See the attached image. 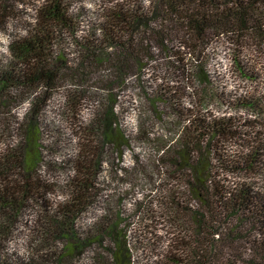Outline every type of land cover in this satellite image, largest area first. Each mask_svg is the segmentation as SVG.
<instances>
[{
    "label": "trees",
    "instance_id": "16d2710c",
    "mask_svg": "<svg viewBox=\"0 0 264 264\" xmlns=\"http://www.w3.org/2000/svg\"><path fill=\"white\" fill-rule=\"evenodd\" d=\"M89 1L0 0V129L17 131L0 151V264L87 254L92 264H264V69L246 60L250 47L264 54V0ZM25 5L32 20L13 31ZM223 38L238 74L261 79L257 94H235L209 65ZM129 84L141 107L130 131L120 109ZM62 89L66 138L45 118ZM135 139L147 150L135 152ZM129 147L130 167H119ZM107 164L130 188L111 199ZM145 183L147 194L129 196ZM22 221L39 235L26 253L10 243ZM163 223L171 238L157 233Z\"/></svg>",
    "mask_w": 264,
    "mask_h": 264
},
{
    "label": "rangeland",
    "instance_id": "374dc122",
    "mask_svg": "<svg viewBox=\"0 0 264 264\" xmlns=\"http://www.w3.org/2000/svg\"><path fill=\"white\" fill-rule=\"evenodd\" d=\"M26 1H30L32 3H36L39 0H26ZM87 7L88 8H92L95 6V4H93V1H89V0H85ZM22 10H24V14L20 15V20H18L17 22H15L16 25V29L13 28V31H18V32H23V25H25L28 21L32 20V9L30 8V6L25 5L23 7H21ZM6 43H7V37L5 34L0 32V53L5 52L6 49ZM231 46V43L228 42V39L223 38L220 39V41L215 44V49L211 50L209 52V65L213 68V65H215L217 68V73L219 74V78L221 79V81L223 83H225L227 85V87L231 90L234 91L235 94H257L258 91L261 88V79H256V80H250L247 78H243L241 77L236 69V65L233 61V49ZM156 56L160 57L161 55H163L164 53L162 52H158L155 51ZM246 60L248 62V65L252 66V69L255 70L256 72H262L264 69V54L261 52L260 50H258L257 46H253L250 47L249 50L247 51V57ZM160 62L163 63V65H166V60L165 58H161ZM156 63L154 61L150 62V65H155ZM150 66V67H151ZM152 69V68H151ZM159 74V73H158ZM164 74V73H162ZM148 77H155L158 78V75L152 74V72L148 71L147 74ZM121 107L120 109L123 112V119H122V123L123 126H125L127 128L128 131L133 130V128L136 125L137 122V116H138V110L141 111V107L140 106V98L137 95V90L134 88L133 84H129L127 86V88L122 89L121 91ZM84 106L82 105V109L80 111V114L82 116V118L86 119L89 117V113L91 112V108L88 102H84L83 103ZM28 106L27 103L22 104L20 106H18V108H15L13 111L16 113L17 116L21 117L22 113L25 111L26 107ZM68 107L66 106L65 102L63 101V89L60 90L57 94H55L53 96V98L50 100V102L48 103V106L46 107L45 110V118L46 120H53L55 121V123L58 125V128L60 130V133H62L64 135V137L66 138L67 136L71 137L74 136L72 131L69 129L68 126V117L70 116V113H68ZM216 113L218 114H226V113H230L228 112L226 109H217L215 110ZM15 120V119H14ZM17 133V131H13L11 134H7V133H3L2 130L0 129V151L6 146V143L4 142L3 138H6V135H10L9 137H13V135H15ZM5 134V137L4 135ZM50 134H52V131L50 132ZM8 139V138H7ZM74 142V141H73ZM50 144V143H48ZM132 146L134 148L135 152H138L140 149H142L144 147V149L147 150V144L143 143L141 141H137L136 139L133 140L132 142ZM130 148H126L123 158L121 161V163H119V167L120 166H124V167H130ZM119 167L116 166V168H112L109 166V164H107L106 166H104V173L106 172V174L109 176L110 180V185H109V190L105 191L104 196L106 198L111 199L112 196H110L111 192L113 193L115 190L117 189H124L128 183H125V187H121L119 188V185H121V183H117V176L120 175L121 173L118 171L115 172L114 170L119 169ZM61 170V169H60ZM60 170H52V173H54V175H56L58 178H60L59 180L61 181L62 175L64 174L63 171ZM65 175V174H64ZM235 179V178H233ZM237 179V178H236ZM62 182V181H61ZM108 185V184H107ZM124 185V184H123ZM151 185L149 184H142L139 185L138 187L132 189L134 190V193H130V195H132V198H137L139 199V196L143 193V194H147L148 193V189H151ZM127 190H130V188L126 187ZM59 195L62 196V193H59ZM150 197V196H148ZM140 199H142L140 197ZM127 202H130V198L126 199ZM109 203H113L112 201H110ZM144 203V202H143ZM95 207V206H94ZM92 207V209L90 210V212L88 213V218L89 222L93 221V216H96L98 214V209ZM126 207V206H125ZM127 207L129 208V206L127 205ZM29 217V216H26ZM31 226H28L26 224L25 221H22V223L18 226L17 230L14 231L13 235L11 236V238H13L11 240V249L18 251V252H23L26 253V250H29L27 248L28 245V241L27 238H39V235H37L36 233V228L33 226V224H30ZM35 228V229H34ZM173 232H175L173 230L172 227H170L167 224H159L158 226V231L157 233L159 234V236H161L162 238H171ZM49 263V262H48ZM93 261L92 259H90L89 255L87 254L86 256L80 258L78 264H92ZM46 264V263H45Z\"/></svg>",
    "mask_w": 264,
    "mask_h": 264
}]
</instances>
